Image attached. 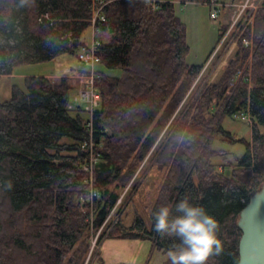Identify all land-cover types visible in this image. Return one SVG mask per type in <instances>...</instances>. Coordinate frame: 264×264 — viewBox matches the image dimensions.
Here are the masks:
<instances>
[{"label": "trees", "instance_id": "trees-1", "mask_svg": "<svg viewBox=\"0 0 264 264\" xmlns=\"http://www.w3.org/2000/svg\"><path fill=\"white\" fill-rule=\"evenodd\" d=\"M187 1L211 0L182 3ZM156 4L111 0L103 8L105 19L96 23L100 64L121 74L99 69L95 83L102 101L92 118L82 115L81 105L69 107L74 86L66 75L27 76L25 89L14 85L11 97L0 100V264H83L90 236L109 217L190 89L201 83L156 153L153 165L167 173L151 208V224L135 210L132 224L123 226L118 214L114 224L102 227L97 242L121 229L119 237L150 240L153 250L167 254L178 240L154 231L153 213L167 205L176 214L175 204L187 198L220 226L223 251L206 264L238 263L240 212L264 184V0L223 70L198 85L205 62L187 61L185 23L174 2ZM91 7L92 0H0V78L20 64L77 54L92 26ZM226 28L220 23L217 44ZM245 38L252 43L245 45ZM239 69L243 75L234 81ZM238 111L252 117L251 139L223 126V119ZM206 112L213 115L207 118ZM216 139L246 147L229 163L232 176L213 160L227 153L213 146ZM91 141L99 153L92 185L83 168L92 153L84 144ZM90 186L99 198H88Z\"/></svg>", "mask_w": 264, "mask_h": 264}, {"label": "rangeland", "instance_id": "rangeland-1", "mask_svg": "<svg viewBox=\"0 0 264 264\" xmlns=\"http://www.w3.org/2000/svg\"><path fill=\"white\" fill-rule=\"evenodd\" d=\"M145 1L147 2L148 0ZM168 1L174 2L177 15L185 23L187 42L190 46L187 55V61L189 63L201 64L205 62V67L214 50L223 40L213 61H211L206 69L203 67L196 81V85H198L204 76L205 79L211 81L223 70L237 45V39L243 33V29L248 23L253 24L255 13L262 0H220L225 6L219 9L216 18L211 17V7L207 3L194 1L182 3L186 0ZM220 23L226 25L227 28L217 44ZM91 36L92 27L90 26L85 31L83 38L90 40ZM247 39L245 38L243 40L245 45V40ZM250 60L249 57L246 63L250 62ZM245 67H247V64H245ZM83 68L84 66L77 58V55L71 52H63L45 62L20 64L15 67L12 74L3 75L0 78V100H6L11 97L14 85L25 89V77L27 76L45 75L56 79L59 76L66 75L71 77L72 84H74L77 70ZM97 68L113 75L121 74V70L106 69L101 64H98ZM201 84L195 89H190L182 103L166 123L154 146L136 171L130 184L122 191V196L124 195L122 204L112 213L109 222L113 221L112 223L114 224L119 214V216L121 215L123 226H129L134 221L135 210H138L146 224L148 226L151 224V208L157 196L158 189L161 187L167 173L166 168L160 169L157 165H153L156 153L169 133L179 123L185 109L196 98L201 89ZM74 93L75 90L72 89L71 95ZM82 115L87 117L88 112L83 111ZM211 116L212 114L210 112L205 113V117L208 118ZM223 126L239 137L246 139L252 138L251 123L247 119L226 116L223 119ZM213 146L227 151L225 154L215 156L213 160L218 170H222L224 167L225 174L232 176L233 165L229 163L231 161L235 162L236 155L241 156L245 152V145L240 142L232 144L216 139ZM130 199L133 202L129 203ZM83 211H86V208ZM119 231L121 229L115 233V236L101 238L100 243L97 242V233L90 236L86 258L83 264H163L168 258L167 254L156 249L153 250L150 240L123 239L119 237L121 236Z\"/></svg>", "mask_w": 264, "mask_h": 264}, {"label": "clouds", "instance_id": "clouds-1", "mask_svg": "<svg viewBox=\"0 0 264 264\" xmlns=\"http://www.w3.org/2000/svg\"><path fill=\"white\" fill-rule=\"evenodd\" d=\"M175 213L167 206H160L154 213V231L162 238L178 240L167 256L171 264H206L208 258L223 251L218 238L219 224L201 205H194L187 198L175 204Z\"/></svg>", "mask_w": 264, "mask_h": 264}, {"label": "built area", "instance_id": "built-area-1", "mask_svg": "<svg viewBox=\"0 0 264 264\" xmlns=\"http://www.w3.org/2000/svg\"><path fill=\"white\" fill-rule=\"evenodd\" d=\"M111 0H92V36L90 40L83 39L80 46L77 49V58L79 61L83 64L84 68L81 69L76 75L73 89L75 90V93L71 95L69 107L73 108L77 105L83 106L84 110L88 112L89 118H92L94 111L101 105L102 101V95L96 86V79L100 76L99 69L97 68L98 64L101 62V56H100V48L102 46V40L98 36V29L96 28V23L99 20H104L105 15L103 14V8L110 2ZM149 4L153 6V8L157 7L156 1L148 0ZM209 5L211 7V17L216 18L219 13V9L221 7H224L225 4H222L220 0H211L209 2ZM223 5V6H222ZM246 5V4H245ZM243 5V6H245ZM49 13L47 14V16ZM223 40L220 42V44L216 47L213 54L211 55L210 59L206 63L204 69H206L211 61H213L216 53L218 52L219 47L222 45ZM246 45H249L252 43L250 39L245 40ZM243 75V70L239 69L238 72L235 75V78H233L234 81H236L240 76ZM247 80H249V77H246ZM234 117H241L244 119H247L248 122H252V117L250 114L244 111H238L234 114ZM91 124V122H90ZM89 124V125H90ZM84 146H90L91 148V156L90 159L84 163L83 168L90 172V183L92 185L93 183V168L94 164L99 160V153L94 150V143L91 141L90 143H85ZM124 196V195H123ZM121 196L112 209L109 217L106 219V221L103 223L102 227L109 221V219L112 217V213L119 207V205L122 202ZM100 197V192L95 189L93 186L90 189L89 199H95ZM84 198H82V201L84 202ZM102 227L97 232V236H99V233L102 229ZM98 239V238H97Z\"/></svg>", "mask_w": 264, "mask_h": 264}, {"label": "water", "instance_id": "water-1", "mask_svg": "<svg viewBox=\"0 0 264 264\" xmlns=\"http://www.w3.org/2000/svg\"><path fill=\"white\" fill-rule=\"evenodd\" d=\"M238 223L242 235L237 264H264V184L242 209Z\"/></svg>", "mask_w": 264, "mask_h": 264}, {"label": "crops", "instance_id": "crops-1", "mask_svg": "<svg viewBox=\"0 0 264 264\" xmlns=\"http://www.w3.org/2000/svg\"><path fill=\"white\" fill-rule=\"evenodd\" d=\"M187 2H189V1H187ZM80 71V69L79 70H77V73ZM59 77H61V76H59ZM58 77V78H59ZM123 238V237H122ZM123 239H129V238H123ZM142 240V239H141Z\"/></svg>", "mask_w": 264, "mask_h": 264}, {"label": "bare ground", "instance_id": "bare-ground-1", "mask_svg": "<svg viewBox=\"0 0 264 264\" xmlns=\"http://www.w3.org/2000/svg\"><path fill=\"white\" fill-rule=\"evenodd\" d=\"M213 115V114H212ZM95 140V139H94ZM96 145V144H95ZM98 146V145H97ZM101 148V147H100ZM2 250H3V248H2ZM15 250V249H14ZM4 251V250H3ZM6 252V251H5ZM13 253V252H12Z\"/></svg>", "mask_w": 264, "mask_h": 264}]
</instances>
